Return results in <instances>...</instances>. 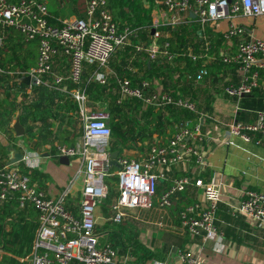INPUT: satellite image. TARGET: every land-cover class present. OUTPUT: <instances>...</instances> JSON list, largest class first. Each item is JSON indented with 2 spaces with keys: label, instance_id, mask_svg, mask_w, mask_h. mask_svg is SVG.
I'll return each mask as SVG.
<instances>
[{
  "label": "built area",
  "instance_id": "built-area-1",
  "mask_svg": "<svg viewBox=\"0 0 264 264\" xmlns=\"http://www.w3.org/2000/svg\"><path fill=\"white\" fill-rule=\"evenodd\" d=\"M152 1L156 7L153 12L159 13V16L152 18L147 27L150 42L144 43L146 45L134 43L136 50L144 51L152 59L159 55L170 59L172 55L167 52V41H157L161 26L195 22L199 26L198 30H203L205 25L213 29L215 23L225 20L226 26L219 31L224 41L230 46L229 40L237 39L233 49L227 46L218 52L223 63L236 64L242 74L238 82L225 83L222 92L237 102L258 87L259 69L264 65V39L242 36L246 25L235 19L264 14V0ZM46 3L47 0H0V25H11L23 39L37 42L35 63L26 70H16L18 73L15 76L28 75L26 91L29 92L31 86L39 85L64 90L65 81L73 85L68 90L76 102L81 134L72 145L59 143L50 147L58 155L79 157L82 184L73 207H69L64 203L65 190L53 194L31 183L25 169L39 167L42 156L40 152L23 147L19 159L1 162L0 203L12 198L17 201L18 207L28 203L37 213L29 252L17 257L18 263H8L2 258L7 259L10 255L0 248V264H133L129 248L120 253L107 240L105 231L95 229L97 210L100 207L98 203L109 192L105 177L112 174L109 169V151L103 148L111 132L106 123L107 112L89 105L86 85L95 80L107 84L111 77L118 95L139 98L144 105L158 108L170 104L195 111V103L190 96L174 94L171 89L152 87L147 79L137 78L133 81L127 76H119L107 70L108 57L116 47L130 44V37L137 32L135 28L126 25L119 27L105 0H83L81 16L75 14L60 17L56 24L47 19L49 12ZM199 37L205 42L203 53H190L192 59L202 58L208 53V40L204 36ZM57 54L68 60V68L63 74L53 71V58ZM83 62L93 64L94 68L86 81L81 83ZM204 73L205 70L198 71L197 78ZM203 117L199 112L196 121L180 120L169 134L156 135L145 154L139 158L117 153V191L106 205L109 214L104 216L101 213L103 220L117 223L134 218L141 209H152L155 205L164 211L170 205L173 195L192 185L200 188L201 197L179 209V225L189 236H198L203 242L220 236L215 220L221 188L216 181H203L191 172L181 174L174 176L168 187L155 197V185L164 176V169L169 170L171 166L189 160L193 167L199 169L206 164V153L202 148L205 142L201 130ZM223 132L225 138L237 135L243 140L259 143L260 138L254 135L264 134V99L252 120L227 121ZM225 141L228 142L227 139ZM230 212L242 214L255 224H263L264 189L246 188L238 204L230 205ZM156 223L163 225L161 221ZM172 252L183 264H197L199 261L198 254L187 249L176 248ZM145 264L164 263L155 260Z\"/></svg>",
  "mask_w": 264,
  "mask_h": 264
},
{
  "label": "trees",
  "instance_id": "trees-1",
  "mask_svg": "<svg viewBox=\"0 0 264 264\" xmlns=\"http://www.w3.org/2000/svg\"><path fill=\"white\" fill-rule=\"evenodd\" d=\"M82 3L83 0H47L49 11L47 19L50 23L56 24L58 23L57 16L65 17L75 14L81 16L84 8ZM105 3L119 27L126 25L128 28H135L137 32L135 36L130 37V44L116 47L108 57V62L114 68L116 74L134 77L126 66L128 63L135 64L142 70V76L149 81L150 86L154 87L152 79H157L164 90L171 89L174 94H189L196 105L195 111H192L170 104L154 108L152 105H144L136 97L123 98V100L117 101L116 96H118V93L114 87L113 79H108L107 84H100L96 80L88 82L86 85L87 95L93 99L103 97L107 107L105 110L108 114L106 123L111 132L109 149L119 148L118 143L133 146L136 145L137 141H149L152 139V132L154 131L167 135L170 133L167 130L170 131L180 120L196 121L199 115L197 110L211 112L209 100L212 95L206 84V79L210 78L212 81L210 75L213 74V80L221 81L224 69L234 70L237 67L234 63H223L221 61L218 51L226 42L221 33L212 31L206 25L201 30V34L197 33L199 26L195 22H186V24L175 26H161L157 41L159 43L167 41V52H170L172 56L170 59L159 56L150 59L148 62L143 51L134 50V43L143 35L146 37L149 33L147 27L151 22L150 13L154 2L152 0H105ZM146 30L147 34L145 33ZM200 35L208 40L206 41L209 45L207 52L216 56L210 62H204V58L192 59L189 56L190 53H203L202 48L205 42L201 41ZM236 39L235 37L231 40ZM36 48L37 42L35 40L23 39L18 30L11 25H0V129L4 134L9 133V136H14L10 121L15 111H17L18 119L24 128L21 134L24 139H34V145L36 146L47 140H57L58 143L71 145L76 135L71 130L72 120L77 114V106L73 97L59 89H49L43 85L31 86L29 92L25 93V83L15 76L18 73L16 70H26L35 63ZM93 68V64L83 62L80 73L81 83L86 81ZM201 70H205V73L197 78L196 73ZM232 80L222 81L221 87ZM195 81L198 82L195 84ZM236 82L238 80L233 81V83ZM71 86L73 85H68V87ZM257 89L255 87L245 95H250ZM112 91H114V94L111 93ZM53 120L56 121V133H53L50 128L55 124H53ZM63 124L68 125L69 128L63 127ZM7 151L8 145L0 141V163L6 160ZM109 169L112 174L106 178L107 184L110 181L117 180L115 167L110 166ZM25 171H27L31 183L36 187H43L45 178L43 171L36 168L25 169ZM166 184L165 181L157 182L155 195L165 190L168 187ZM111 192L109 191L102 201L108 203L113 196ZM65 199V205L69 206L71 200L69 198ZM192 199V196L182 195L180 192L171 197L169 209L173 216V222H178L179 209L190 203ZM102 205L104 206L102 213L106 216L109 211L105 204ZM226 212L228 213V210ZM36 213L32 205L27 203L23 207H18L17 201L12 198L0 204V220H4L3 225L0 224V248L10 255L7 259L2 258V260L8 263H18L17 257L29 252L30 242L36 228ZM95 229L105 231V237L114 247L117 244L123 246V251L129 248L134 257L133 264L147 263L146 259L155 258V256L158 257L163 252H167L165 245L158 247L159 241L174 242L178 248L183 249L184 237H186L182 236L180 238L174 234L160 231L158 237H156L158 239H155L156 248L154 250L149 245L136 239V228L128 219L117 223L105 219L100 223L99 228L96 224Z\"/></svg>",
  "mask_w": 264,
  "mask_h": 264
},
{
  "label": "crops",
  "instance_id": "crops-1",
  "mask_svg": "<svg viewBox=\"0 0 264 264\" xmlns=\"http://www.w3.org/2000/svg\"><path fill=\"white\" fill-rule=\"evenodd\" d=\"M155 8V5H153L150 13V20L152 18L156 19L159 16V13L153 12V9ZM57 18H60V16H57ZM235 21L238 23L242 22L246 25V30L242 36L255 38L261 37L264 39V14L254 17H236ZM226 24L227 21L225 20L219 21L214 24L213 29H210L214 32H219L223 30ZM197 33L201 34V30H198ZM235 41L236 40H229L230 43H233L230 46L227 41L224 42L225 45L223 47L221 46L222 49L227 46H229L230 49H233L232 47ZM134 50L138 52L141 51L136 50V48ZM144 54L149 62L152 58H149L145 52ZM215 57L216 56L212 53H206L202 58H204V62H210L214 60ZM53 60V71L57 74L65 73L68 68V60L61 54H57ZM126 67L131 73H133L132 76L134 77H129L131 80L136 81L137 78H143L142 70L135 64L128 63ZM106 68L107 70L116 73L109 62L107 63ZM223 74L221 81L213 80V74L210 75L212 81L210 78L206 77V84L212 95V98L209 100L211 112H203L196 108L197 111L201 112V114L203 112L202 115H204V119L201 121V130L205 135V142L202 144V148H204L206 153V164L202 169H199L193 167L190 160L178 163L171 166L169 170L164 169V176L157 181H165L167 182L166 186H168L174 176L190 172L196 176H200L203 181H208L209 179L216 181L221 188L220 199L217 202L218 205L215 220L220 236H217L213 240H206L205 242H203L198 236H189L178 222H173V216L169 209L170 205L167 206L164 211H161L156 205L152 209H141L133 219H137L141 224L142 222L145 224L155 223L158 225L161 232H168L180 238L186 236L184 237L185 243L183 249L198 254L199 261L197 264H264V223L255 224L242 214H232L230 212V205L235 206L238 204V201L242 197L246 188L264 189V134L256 135L260 138L259 143L256 144L253 141L243 140L237 135H231L230 137L225 138L223 132L225 122L227 121H249L255 117L256 109L261 106L264 99V65L259 69L258 89L250 95L243 96V99L237 102L233 97L222 92L221 83L227 79H233L231 82L234 80L237 81L240 79L242 73L236 67L234 70L224 69ZM110 78L111 77L108 79ZM160 78H162V76H160ZM152 81L154 82V87L162 88L157 82V79H152ZM197 82L198 81H195V84ZM63 84L65 85V89L61 91L69 94L70 90L68 89H71L72 86L68 87V85L71 83L65 81ZM26 89L25 83L24 92L28 93ZM184 96L188 97L190 95L188 94ZM101 101H104L103 97L97 99L89 97L88 103L92 107H97ZM16 115L17 111H15V114L12 116L10 123ZM75 115L76 116L72 120L73 126H71V130L76 133L73 144L78 140L81 134L79 115ZM53 124L54 126L50 128L53 133H56L55 120H53ZM63 127L69 128L66 124H63ZM172 129L170 131H172ZM170 131L167 130V132ZM13 133L14 136H9V133L4 134L0 129V141L8 145L6 157L8 158L9 154L12 152L9 144L10 140L13 141V139H16V141H13L14 143L12 146L17 150H22L24 147V149H31L40 152L42 154L41 162L36 169L45 173L42 188L53 194L65 190V198L71 200L68 205L69 207H73L82 184V172L79 169V160L77 162L70 157L68 158L67 163L58 161L59 155L54 152L50 145L52 146L53 144L55 145L62 142L58 143L57 140H47L36 146L34 145V139H24L21 134H15L14 130ZM156 135L165 136L166 134L154 131L152 132V139L149 141H137L136 145L133 146H126L117 142L119 148L115 149L118 150V153L124 154L128 157L139 158L145 154L147 147L152 144ZM226 139L228 142L225 141ZM110 141L111 138L109 137L105 144L106 148H104L105 145L103 147L109 152L113 151L109 149ZM180 193L182 195L192 196L193 199L201 197L200 188L192 185L186 187L185 190ZM158 195L159 194L155 195V197ZM153 202L155 203V198ZM227 210L228 213L226 212ZM99 211L96 215V224H98L99 221H103L101 215L102 212ZM158 220L161 221L163 225L159 226V224L156 223L159 222ZM157 239L158 238H156V240ZM165 242L166 241H159L158 247H163V245H165L167 247V252H163L161 256L159 255L158 257L155 256V258H149L146 262L156 260L163 262L164 264H183L177 259L174 252H172L173 249L178 248V246L174 242Z\"/></svg>",
  "mask_w": 264,
  "mask_h": 264
},
{
  "label": "rangeland",
  "instance_id": "rangeland-1",
  "mask_svg": "<svg viewBox=\"0 0 264 264\" xmlns=\"http://www.w3.org/2000/svg\"><path fill=\"white\" fill-rule=\"evenodd\" d=\"M61 4V3H60ZM83 4V7H84V3H82ZM170 28V27H169ZM159 30V29H158ZM161 30V29H160ZM146 34H147V30H146V32H145ZM144 36V35H143ZM141 37V38H139V40L137 41V42H135L136 44H138V45H146V44H144V43H149L150 42V40H151V36H149L148 37V35L145 37ZM141 40V41H140ZM144 52V51H143ZM115 91V90H114ZM114 91H112L111 93L112 94H114ZM118 95V94H117ZM116 98L117 99H120V100H123V98H128V99H130L131 97H124V96H120V95H118V96H116ZM119 100V101H120ZM97 108H101V109H104V110H106L107 109V107H106V105H105V101H101V103H99L98 104V106H97ZM136 110H138V109H136ZM135 110V111H136ZM14 120V119H13ZM16 141V139H13V141ZM12 140H10V146H12V144L14 143ZM104 148H106V145H105V147ZM71 159H73V160H75V161H77L78 162V160H79V157H71ZM108 176H106L105 177V181H106V178H107ZM110 178V177H109ZM108 178V179H109ZM116 185H117V181H110L109 183H108V188L110 189L109 191H112L111 192V194H115L116 193V191H117V187H116ZM103 202V203H102ZM101 203H98V204H100V206H101V204H105V205H107V201L106 202H104V201H102ZM1 204V203H0ZM99 209H100V211L102 212V210H104V206L102 205L101 207H99ZM99 209L97 210V212L99 211ZM99 211V212H100ZM124 220H126V219H124ZM4 221V220H3ZM3 221H1L0 220V224H1V226L3 225ZM128 221L129 222H131V224L134 226V228H136V239L138 240L139 239V241H141V242H144L145 244H147V245H149L152 249H154L155 250V248H156V245H155V239H156V237H158V235H159V233H160V228L158 227V225H156L155 223H147V224H145V223H143L142 222V224L140 223V221H138L137 219H133V218H130V219H128ZM100 222V221H99ZM98 222V224H97V227L99 228L100 227V223ZM5 227H7V225H5ZM116 247H117V249H118V251L121 253L122 251H123V246H120V245H116ZM133 259H134V257H133ZM148 259H146L145 261H147ZM133 263H134V261H133ZM145 264V263H144Z\"/></svg>",
  "mask_w": 264,
  "mask_h": 264
},
{
  "label": "water",
  "instance_id": "water-1",
  "mask_svg": "<svg viewBox=\"0 0 264 264\" xmlns=\"http://www.w3.org/2000/svg\"><path fill=\"white\" fill-rule=\"evenodd\" d=\"M151 31H152V28H151L150 32ZM16 78L19 79V80H21V81H23L26 84L29 82V79H28V75L27 74H23L21 76L18 75V76H16ZM11 125H12V128H13L15 134H17V135L22 134V132H23V125L19 121L18 115L15 116L14 120L11 122ZM10 149L12 150V154L8 156V158H7L6 161L7 162H12V161H15V160L19 159L20 156H21L20 150H17L14 146H11ZM117 153H118V150L117 149L109 152V157H110L109 158V163L113 167H116L118 165L117 160H116ZM58 161L59 162H63V163H67L68 162V156L65 155V154H60L58 156Z\"/></svg>",
  "mask_w": 264,
  "mask_h": 264
}]
</instances>
